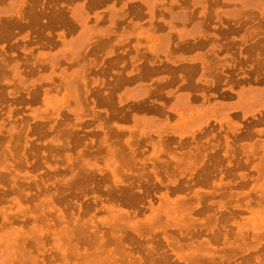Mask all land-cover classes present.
Returning a JSON list of instances; mask_svg holds the SVG:
<instances>
[{
    "label": "rangeland",
    "instance_id": "rangeland-1",
    "mask_svg": "<svg viewBox=\"0 0 264 264\" xmlns=\"http://www.w3.org/2000/svg\"><path fill=\"white\" fill-rule=\"evenodd\" d=\"M29 1L30 0H0V23L7 22L10 19L14 18L16 15L15 13H16V11H18V9L21 8V10L26 11V9H28V7H34L36 9H41V10H44L46 12H50L53 9L54 10L57 9L58 11L60 10L61 16L56 17V19L58 18L57 20L55 19V20L51 21L48 19L49 18L48 16H46V18H47L46 19L41 15L42 17L41 16L38 17L39 20H37V21L35 20L36 23H34V24L32 23V25L34 27L30 26L31 27L30 28L29 26L24 25L22 27H18L19 29H17V27H16V29L13 28L14 32L12 33V36H9V38L0 41V44L2 45L3 50H4L3 52L0 51V53H3L2 56L5 59L4 65L2 63H0L1 69H4V70L0 69L1 70L0 71V80H2L4 83V85H3L2 81L0 82V84H1L0 94L2 93L1 94L2 97L0 96V110H1L0 114H2L0 116V121H4V127L1 128L0 135L4 136V138L7 137L5 128H6V126H8V124L13 125V127L16 125L18 126L19 124H22L25 122L26 123L28 122V124H29L28 145L26 146V148H24V154H25L26 161L28 162V164H25V165L20 164V167H19V165H16L18 167V169L16 167V171L18 172L17 176H16L17 177L16 183L18 182L17 184L19 186L21 185L20 187L23 186L22 187L23 191H29V194H28L29 197L27 196L26 203L30 207H33V204L37 203L39 201V199L41 198V196L43 197V194L48 195L49 193H51L54 190V188L55 189L57 188V190H59V192H61L59 194V197H58L59 200L57 199L58 202H56V205L62 209L63 214L66 217L67 221L64 223L60 222V221L58 222V220L55 217L56 214L53 210H49V211L45 210L44 211V215H45L44 218L48 219L49 222H51V224L47 225V228L49 231L45 235H43L41 238L43 241L42 248L40 245H36L33 241H30L29 243L26 244V247H28V249H30L31 254H34L37 256L36 264H47V262H48V264H63V263L64 264H66V263L71 264L72 261H76V260L80 261L81 260L79 257L77 258V257L72 256L70 254L71 256H69V257L67 256L68 259L65 263L64 260L61 257H59V255H58L59 254L58 248L63 247L67 252H69V249H71L72 245L70 242H68V244H67L66 243L67 241H65V239H63V238L57 240L56 237L51 233V230H54L55 232L58 231L63 224L66 225V227H65L66 231L68 229H73V231H74L75 230L74 227L72 226L71 222L68 221L71 219L70 218L71 215H73V216L78 215L79 216L78 223L79 222L81 223L87 219L88 220L90 219V223L87 222L82 226H80V224L78 225L77 230H79L81 228L80 233L82 232V236L84 237V235H85L84 233H86L87 235H85V236L90 238V239L87 240L88 242L83 241V242L77 243V245H78L77 248L79 250H82V248L84 246L85 248H87L88 251L89 250L92 251L95 247H97V246L100 247L96 243V240H97L96 238L98 237V235L102 234V236L105 235L104 237L108 238L109 234L111 232L116 231L115 229H111V226H110L111 224H110V221L108 220L110 213L107 212L102 207V205L103 204H109L111 202H114V203L115 202H121L122 203L123 201L126 200L125 197H127L128 192H131L133 194L135 193L134 195L136 196V198H135L136 204L134 206L135 214H134V216L132 214H130L129 218L123 217L120 221L117 222V226H120V230H122L121 233L124 237L129 236V238H131V239H129V241L132 244L128 240L125 239L121 242V245H123L125 247L121 246V249H120V245H119L120 243H117L115 245L114 241H112L113 243L112 242H108V243L106 242V243H104L105 247L103 245H101V247H100L101 251H97L100 249L96 250V252L98 254L101 255V254L105 253L107 250L112 249L114 252H117L113 256L114 259L116 261H118V263L125 264V263H122L121 261H125L126 258L127 259L134 258L136 260L137 255L141 256V258H143V259H147L148 257H146L147 256L146 253L149 252L150 248L148 245H149V243H151L155 247V249H154L155 251L159 252L160 254L162 253V255H164V256L166 255L165 256L166 260L167 259L169 260V261L167 260L166 264H185L182 260L178 259L172 251H170L171 247H173L174 245L168 246L167 244H165L166 242L164 241L163 236H162L163 232H165L166 234H169L170 236L172 234V237H174V238L176 237V239H178V241L180 243V248H181L182 254H185L190 250L187 248V246H190V244H189L190 240H193V245H194V242L196 240H200V238H202V237H208L209 236L210 232L207 230L205 231L204 227L200 225V221H199V218H204L205 214H200V213H194L193 214L192 213L191 215L194 218V220L187 227H179V226L176 227L177 225L176 226L165 225V224H180L184 221V219H185L184 215H182V216L179 215V211H176L174 209L168 210L166 213H165V211H163L160 213V215L158 214L159 218H157V220L152 223V226L145 224V221L142 220L143 217L148 214V209H147L148 202H146V201L150 200L152 202V204L155 205L157 203V195L162 191L163 187L157 185V187L154 188L155 190L153 188H151L148 190L146 195L143 194L144 193L143 188L146 186V184H145L146 182L141 181L137 185V183H136V172L141 170L140 167H141L142 162H140L139 159L144 158V162L142 164V167H143L142 171L144 173H146L147 175L149 174L146 177V179H149L147 182L152 180L151 174L148 170V169H150L151 164L147 160V157H149V154L151 153L152 149H150L151 147L148 143V140H149V137L151 140H154L156 138V135L154 132H151L148 130H151L153 128H160V127H158L159 126L158 124H154V122H152V121L156 120V119L162 120L164 116L155 114V113L148 111L146 109L135 110L133 108L136 105L143 104L144 102L149 103L148 100H152V98H155V97L154 96L145 97L143 95V90H144L145 86L148 85L150 80L147 77L146 78L142 77V79L140 78L138 80V78H136L134 76L135 74L132 73L133 72L132 66H130V62L128 61V59L130 60L131 57L134 59L139 57L140 61H137V66H140V64H142L143 61L146 62L147 61L146 59L152 60V57H154V56L159 58L162 62L165 59V57L176 58V59L194 57L195 50L188 51V52L187 51H180L179 49L172 50L171 49L172 44L179 42V41L191 42L194 40H201V41L204 40L206 42L207 41L209 42L210 38H213V34L217 33V32L219 33L220 30H223L224 32L225 31L226 32L224 33L225 36H223L224 34L219 33V39L223 42H226V44L229 45L228 49L230 47H232V49L230 48V50L228 51V49L225 50L224 48L223 49L220 48L219 50H217L216 55L220 59L219 64L220 65L223 64L222 72L225 75H227V77L232 79L233 81H236L237 84H231V82H229V83L228 82H226V83L220 82L219 84H217V86H215V87L213 86L211 89H207V90L205 89L204 90L205 93H213L214 94V96H212V95H211V97L209 96L208 100H201L199 94L197 95L198 91H196V90L195 91L192 90L193 95H195L194 97H196V98L191 99L190 94H188V98L186 97V95H187L186 93L190 92L189 89H186V88L183 89L184 87H182L181 85H178V84H176V85H173V84L172 85H165V87H162L163 91H162L161 96L159 98H155L156 99L155 102L161 101L164 103V105L167 104V106H171L174 109V111L175 110L177 111V113L170 112V114L166 120L167 124H165V125L161 124V125H163L164 131H160L159 134L162 135L163 137L165 136L164 138H166V139H168L169 137L174 139V141L172 142L171 148H170L171 151L172 150L173 151H175V150L176 151H186L187 149H192L194 141H197V142H199V144H202L204 146L203 149L206 151V157L203 160L202 165H200L196 170H199L202 167H207L208 165L210 166V164L207 163V161L209 160L208 157L209 158L212 156L218 157V165L210 167V169H211L210 170V174H211L210 178L212 180L208 179V181H206L207 184L204 183L203 185L202 184L199 185L200 188H202L203 190H211L212 189V181L217 182L219 177H221V181L230 180V184L228 186H220L219 188H217L216 193H214L213 195L206 194L205 197H206V199H211L214 201H221L224 203V205L226 207L227 206L229 207V208L227 207L226 210L221 209L218 211L219 214L217 213V216H218V222L217 223L225 225L224 227H225L226 232H227V240H232L233 237L237 238L236 241L238 242V248H237L235 256L233 258L230 257V259L228 261H225L224 257L230 256L231 252H230V249H227L225 244H223L222 240L220 239V241L218 240L216 242H213V244H212L216 248L215 254H212V258H214L215 261L211 263L210 261L207 260V258H204L205 262L207 261V262H209V264H239L240 261L242 262L241 258H243L247 255L250 257V259L251 258L254 259L256 256H260L261 257V263L260 264H264V259H262V258H264V253H263L264 252V236H263L264 235V198H263V196H264V119H263L264 118V41H263L264 40V0H203L204 6H205V12H207V11L208 12L206 13L207 14L206 17H201L200 19H199L198 15H196V13H197V11L200 10L198 4H199V1H201V0H112V1L104 0V3L102 2V3L98 4L99 6L98 5L95 6L93 4L91 6L90 5L91 3H89L91 0H77V1H75V0H68V1L62 0L61 1L60 0V2L58 0H55V1L54 0H52V1L47 0L48 4H46V0H43V1L42 0H40V1L39 0H36V1L32 0L31 2H29ZM48 1L49 2L51 1V2L49 3ZM69 1H71V4H69ZM92 1H95V0H92ZM208 1H210L211 3H207ZM213 1H215V2H213ZM36 2H38L39 6H38V4L34 5V4H36ZM194 2H195V4H194ZM219 2H220V4H219ZM32 3H33V5H32ZM51 3L53 6L51 5ZM213 3H215V6ZM72 4H73V6H72ZM126 4H127V6H126ZM157 4H159V5H157ZM185 4H187V5H185ZM88 5H90V6H88ZM210 5H213V6L210 7ZM48 6H49V8H47V9L44 8V7H48ZM63 6L64 7L66 6L67 9H64ZM133 6L140 7L143 10L142 13H144L146 8L152 7L154 15L152 16V18H147V15L143 14L142 16L136 18L131 14V12H132L131 10H132ZM100 7H102V8H100ZM189 9L192 13L189 12ZM62 10H64V11H62ZM65 10H67V12L69 11L70 13L68 12L69 13L68 14ZM91 10L93 12H91ZM122 10H125L127 13L123 16H120ZM105 11H107V12H105ZM214 11L218 12L217 17H215ZM244 11H246V13H242ZM250 11H252V13ZM254 12H255V15H254ZM104 13H105V15H104ZM106 13H107V15H106ZM67 14H68V17L66 16ZM242 14H244V15H242ZM249 14H251V15H249ZM95 16H97V18H94ZM103 16H104V18H103ZM256 16H257V18H256ZM223 17H224V19L225 18L226 19L224 20ZM138 18H140V19L142 18V20H140ZM66 19L67 20L71 19V21H67ZM92 19H93V21H92ZM249 19H250V21H249ZM40 20H42V21H40ZM46 20H48V21H46ZM65 20H66V22L64 24ZM125 20H126V22L127 21L128 22L127 23L122 22ZM101 21L103 22V24L105 22V24L102 25ZM149 21H151L152 24L153 25L155 24V25L152 27L151 24L149 23ZM230 21H231V23H230ZM60 22H61V24H60ZM146 22H148V23H146ZM219 22L221 25L219 24ZM233 24H234V26H233ZM241 24L243 25V27ZM59 25H60V27H59ZM204 25L205 26L207 25V26L205 27ZM47 26H50L49 29L51 28V30H49ZM57 26L60 29H58ZM126 26H128L129 28L128 27L125 28ZM239 26H241L242 28ZM254 26L256 29L254 28ZM32 27L35 28V30ZM53 27H54V29H52ZM130 27H131V29H130ZM20 28H22V29H20ZM38 28H40V29H38ZM67 28H68V30H67ZM208 28H209V30H208ZM41 29H43L44 31ZM75 29L77 30V32ZM32 30L35 31V33ZM56 30H58V31H56ZM215 30L217 32H215ZM223 31H220V32H223ZM68 32H69V34H68ZM53 33L57 37H55V35ZM38 34H40V35H38ZM160 34L163 36H161ZM257 34H259V35H257ZM44 35H45V37H44ZM221 35L223 36V38L225 37L226 40L223 39ZM34 36H36V37H34ZM116 36H117V38H116ZM175 36H176V38H175ZM204 36H206V38ZM228 36H230V37H228ZM46 37H48V38L50 37V38L45 39ZM51 37H53V39H51ZM54 37L56 40L54 39ZM105 37H106V41L109 40L111 42L110 39L111 38L113 39L112 43H110L108 41L109 44L113 45L111 53L107 51V48L105 49V51H104V49H98V50L93 49L92 50V48L94 47V44L99 43L102 39H103L102 41H104ZM13 38H15V39H13ZM36 38H39V39H36ZM141 38H143V40ZM152 38H153V40H152ZM11 39H13V40H11ZM41 39H42V42H38V40H41ZM154 40H156L157 42H155ZM141 41H143V42H141ZM230 41H233L234 43L233 42L230 43ZM145 42H146V45H145ZM30 43H32V44H30ZM142 43H144V44H142ZM162 43H163V45H162ZM21 45H22V47H21ZM46 45H48V47ZM245 45H247V46H245ZM114 46H116V47H114ZM143 46H144V49L142 48ZM145 46H146V48H145ZM121 47H122V49H120ZM248 47L252 48V50L250 49L251 52L246 50V48H248ZM157 48H159V49H157ZM207 48H208V46L205 45L204 48L198 49V50L200 52H203V51L207 50ZM134 50H135V52H133ZM19 51H21V52H19ZM83 51H85V52H83ZM91 51L94 53L93 55H92ZM94 51H96V52H94ZM101 51L104 54L101 53ZM178 51H180V52H178ZM223 51H225V52H223ZM4 52H5V55H4ZM68 52H69V54H68ZM139 53H140V55H139ZM247 53H248V55H247ZM27 54H28V56H27ZM159 54H160V56H159ZM62 55H64L65 57H63ZM94 55H98V56L94 57ZM150 55H151V57H150ZM253 55L255 58L253 57ZM261 55H263V56H261ZM6 56H8V57H6ZM21 56L23 58H21ZM84 56H85V58H83ZM99 56L101 59L97 58V60H98L97 61L96 57H99ZM119 56H120V58H119ZM126 56H127V58H126ZM143 56H145L146 58ZM206 56L208 58H210L212 62L215 59V58L213 59L212 54L210 52L207 53ZM238 56H239V58H238ZM17 58H20V59H17ZM32 58H34V59H32ZM63 58H64V60H63ZM68 58H71V60H69ZM81 58H83V59L81 60ZM92 58L94 60H96V62H98V64L94 69L95 71L92 70L90 73L92 74L94 71L93 74H97L98 73L97 71H99L100 74L98 73L96 75V77L101 76L102 79L105 80V82L102 85H98L96 83H94V84L89 83V86H88V82H86L85 87L87 89H89L91 91V93L85 94L84 90L83 89L81 90L80 87H76V88L71 87L70 84L68 83L65 75L72 73L74 70H75V72H77L79 66H83V64L86 65V62ZM8 59H9V61H10V59H12V60L9 62ZM30 59H32V60H30ZM120 59H121V61H120ZM222 59H224V60H222ZM114 60H116L115 64H114ZM234 61H236V62H234ZM26 62L28 63L27 65H26ZM62 62H64V63L62 64ZM259 62H261V63H259ZM22 64H24V65H22ZM38 64H40V65H38ZM72 64H74L73 65L74 67L72 66ZM107 64H109V65H107ZM111 64H113V65H111ZM259 64H260V66H259ZM41 65H43V66H41ZM256 65H257V67H256ZM28 66L30 67V70H29ZM108 66H110V67H108ZM118 67L120 70H118ZM59 68H60V70H59ZM258 70L259 71L261 70V71L259 72ZM22 71H24V72H22ZM26 74L27 75L29 74V75L26 76ZM34 74L37 76H35ZM91 74L86 75V76H89L88 78H90V76L95 77L94 75H91ZM116 74L117 75L119 74L120 76H123L125 74L123 76V77L126 76L124 83L122 81H121V83L119 82L117 84L114 82H111L115 78ZM9 75L13 79L10 78ZM59 75L65 77V81L63 80L64 78L61 81V78L59 77ZM253 75H254V77H253ZM47 76H49L51 82H53L52 86H51L52 83H49L47 81ZM105 76L108 77V79ZM56 77L59 80H57ZM131 77H134V78H132V80H131V79H129ZM194 77H196V74L194 75ZM88 78L86 77V80H89ZM16 80H17V82H16ZM134 80H136V81H134ZM106 82H107V84L110 82L113 84L110 83L107 85ZM61 83H63V84H61ZM56 85H58V86H56ZM60 85H62V87L59 88ZM120 85H121V87H120ZM229 85L232 88V91H229L227 89ZM55 86L57 88L56 89L57 92L54 91V89H53V88H55ZM16 87L18 90L16 89ZM37 87H39V88L37 89ZM104 87H105V89H104ZM70 88H71V90H70ZM164 88H166V89H164ZM181 88H182V90H181ZM5 89H7V91L10 92L11 94H6L7 91ZM32 89L36 90V96L34 99H30L28 94H26V92H28L30 94L33 91ZM44 89H46V92H44ZM96 89L99 90L98 91L99 92V95H98L99 98L97 97V102L95 103L93 108H94V110H97L98 112L100 110L101 115L99 113V116H102V117H98V118H97V116L93 117L90 110H86V108L89 109V106L91 103H90V101H86V99H85L86 97L88 98V96L89 97H95L94 93H92V92H93V90L97 91ZM60 90H61V92H60ZM65 90L68 92H65ZM49 91H51V92H49ZM82 91H83V94L81 95ZM166 91H169V93H166ZM55 92H56V94H55ZM38 93H40V94L38 95ZM104 93H106L107 98L112 101L111 104L113 107L115 106L114 110H116V111H114V114L111 115L112 117L110 116L106 120L108 122L110 120L115 121L116 124H119L120 126H123V128H124V129L119 130V131H110V132L108 130L107 131L105 130V135L107 137V140H108V137H110L111 140L114 142L113 144L115 146H118L120 149H122L123 152L126 151L125 152L126 154L124 153L125 156H127V154H129V151H128L126 145H124L123 140L128 136H131V139L136 138V140H137V144H136V146H134L135 147V154L133 155V157L135 159L134 163H132L130 165V169H129L128 173H126V172L119 173V178L123 182L121 184H114L112 181V177L110 176V174H108V173H110L109 169L114 168V163L112 160L107 158L108 156L104 152L105 150H104L103 144H101L102 143L101 139L103 138V135H104V133H102L103 130L95 127V125L98 122L97 120H100L103 118L104 110L105 109L109 110V108L105 104L100 102L101 101L100 99H102V96H100V95H104ZM110 93H111V95H110ZM190 93H192V92H190ZM225 93L229 94V95L225 96V97L219 96V95H224ZM58 94H60V95H58ZM6 95L9 96V98L6 97ZM68 97L71 98V100ZM80 97H82V98H80ZM2 99H4V100H2ZM29 99H30V101H28ZM59 99L61 101H59ZM68 99H69V101H68ZM98 99H99V101H98ZM34 100H35V102H34ZM3 101H5V102H3ZM13 101H14V103H13ZM169 102H170V104H169ZM6 103H7V105H6ZM60 103H62V106ZM65 104H67V105H65ZM71 104H74L75 106L74 105L72 106ZM84 105H86V106H84ZM131 105H132V107H131ZM64 106H65V108H64ZM116 106L118 108H116ZM218 107H221V108L219 110H217ZM15 108H16V110H14ZM130 108H132L133 110L132 109L130 110ZM214 108H216V109H214ZM5 109L11 110L9 117L6 116L5 112L7 110H5ZM50 109H51V111H50ZM65 109H66V111H65ZM22 110H24V111H22ZM124 111H125V113H124ZM16 112H18V113H16ZM222 113H227V116L222 115ZM22 116L25 118H23ZM174 116H177V117H174ZM224 117L226 119H228L231 123H235V122L238 123L239 124L238 130H236V131L229 130L228 129V123L226 122V119ZM240 117H241V119H240ZM252 118H254V119H252ZM51 119L53 120V122ZM11 120H13V121H11ZM19 120H20V123H19ZM29 120H31V122ZM256 120H257V123H256ZM34 122H35V124H34ZM45 122H46V124H45ZM212 122H213V124H212ZM48 123H49V128H48ZM84 123H85V125H83ZM93 123H94V125H93ZM62 124H64V125H62ZM36 125H41L40 126V132H39V130L37 131V129L35 128ZM224 125H226V126H224ZM197 127H199V130H197L198 129ZM127 128H131L132 130L128 131ZM206 129H209V130H206ZM126 131H128V133ZM35 132H36V134H35ZM72 132H74V133H72ZM96 132H98V133H96ZM116 132L119 134L117 135ZM172 132L181 134V138L177 140V137ZM206 132H207V134H206ZM225 132H227V133H225ZM39 133H40V135H39ZM112 133H114V134H112ZM191 133L193 134L194 139H191V137H190ZM250 134H252V135L254 134V135L252 136ZM43 135H45V136L43 137ZM75 135H77V136L75 137ZM95 135H96V137H95ZM114 135H117V136H114ZM135 135H137V136H135ZM205 135H206V137H205ZM222 136H223V138H224V136L227 137L228 143L231 144V148H233L232 154H234V155H232V156H234V157L230 156L229 153L223 154L225 147H224V144H222V143H224ZM65 137H67V139H68V142H69L68 146L69 147H65V150H64L63 144H64V138ZM198 137L201 138L202 140L198 139ZM247 137H249V138H247ZM89 138L92 140L91 142H90ZM97 138H99V139H97ZM110 138L108 141H111ZM74 139L76 140L75 141L76 143H74V141H73ZM79 139H81V140H79ZM117 140H118V142H117ZM189 140H190V143H189ZM115 141H116V143H115ZM138 141H139V143H138ZM79 142H82L83 145ZM18 143H19V145H18ZM21 143H22L21 139L16 141V148H17V153H18V154L16 153L17 155H19V152L22 148ZM256 143H257V145H256ZM40 144H42L44 147ZM52 144H54V145H52ZM80 144H81V146H77ZM90 144H91V146H90ZM249 144H252L251 149H249ZM75 146H77V147H75ZM242 146H244V148ZM45 148H46V150H45ZM66 148L68 151L66 150ZM69 148H70V150H69ZM91 148H93V149H91ZM137 148H139V149H137ZM51 149H53V150L51 151ZM62 150H64V151L62 152ZM247 150H249V152H251V153H249ZM99 152H101V153H99ZM57 153L59 156H57ZM33 154H35L36 157ZM84 154H85V156H84ZM257 155H258V157H257ZM162 156H164V157H162ZM238 156H239V158H238ZM66 158H67V160H66ZM159 158H160V160H168V157L165 155V153H160ZM228 158L230 159L229 163L227 162L229 160ZM0 159H2V158L0 157ZM58 159H59V161H58ZM124 159H125V157H124ZM206 159H207V161H206ZM39 160H40V162H39ZM48 160H50V161H48ZM52 160H54L55 162ZM62 160H63V162H62ZM64 160L66 161L65 163H64ZM34 161H35V163H34ZM103 161H105V162H103ZM239 161H240V163H239ZM73 163H74V165H73ZM47 164L50 166H54L55 168L54 169L48 168ZM169 164H168V169H171V165H173V163L170 161ZM244 164L246 165V167ZM250 164H251V166H250ZM41 165H42V168L40 169ZM158 165H159V167L161 166L160 167V169H161L162 165L160 163ZM238 165H239V167H238ZM68 166H70V167L68 168ZM209 166L207 168H209ZM243 166H244V168H243ZM23 167H24V169H23ZM224 167H225V169H224ZM36 168L38 171L36 170ZM80 169L81 170L83 169V170L81 171ZM22 170H23V172L27 171V173L24 175ZM66 170H67V172H66ZM173 170H172V176L169 175V177L170 178L174 177V178H176V183H178V184L184 183L187 186V188H191L192 191L190 189H187V188L184 189V191L186 193L185 194L186 197L189 200H192V198H191L192 192H193L192 187L195 189L197 186L196 182L195 181L193 182V180H195V178H196V174L194 173L191 177H187V175H185L187 177V180H186L185 176H179L178 175L175 168H173ZM221 170H223V171H221ZM54 171H56V173ZM229 171H231L232 173ZM52 172H54V173H52ZM50 173H52V174H50ZM82 173H84V174L82 175ZM87 173L89 175H87ZM7 174H5V178L2 179L3 181L2 180L0 181V182H3L6 187H8L9 183H10V179L8 178L9 173H7ZM90 174H91L92 178L90 177ZM95 174H96V176H95ZM131 174H133V176ZM228 174L229 175L231 174V175L229 176ZM232 174H233V176H232ZM85 175H87L89 177V180L86 178L87 176H85ZM217 175H218V177H217ZM97 176H98V178H97ZM77 177H78V179H77ZM161 178H162L163 182L167 181L164 176ZM73 179L75 181L74 183H73ZM90 180L92 181V183ZM95 180H97V181L99 180V181L97 182ZM185 180H186V182H185ZM32 181H33V183H32ZM40 181H42L44 183V185H42V183ZM49 182L51 185L49 184ZM59 182L61 184H58ZM34 183H37L40 185V186L38 185L39 186V189L37 190L38 192L35 189L36 187H35ZM77 183H78V185H77ZM241 183H243V184H241ZM83 184H85V187ZM86 184H88V185H86ZM97 184H98V186H97ZM70 185H71V187H70ZM189 185H190V187H189ZM33 186H34V188H33ZM236 186H238V187H236ZM29 187H30V189H29ZM65 187H66V190L63 189ZM234 187H235V189H234ZM239 187H241V188H239ZM251 187H253L254 189H251ZM27 188H28V190H27ZM91 188L93 190H91ZM127 188H129V189H127ZM134 188H136V189H134ZM67 189H68V191H67ZM85 189L88 192H85ZM110 190H111V192H110ZM150 190H151V192H150ZM229 190L230 191H238V192H241L242 194L238 198H236V199L234 198L235 200H233V197H229V196L226 199V196L228 195ZM184 191H183V193H184ZM98 192L101 194H98ZM138 192H139V194H138ZM224 192L225 193L227 192L226 193L227 195ZM245 192H246L247 196L245 194H243ZM36 193H37V195H36ZM80 193L83 196H81ZM102 193H103V195H102ZM108 193L109 194L112 193V194L109 195ZM148 193H149V195H148ZM152 193H153V195H152ZM221 193H222V195L225 194V195H223V198H222ZM10 194L11 193L9 192V193H7L8 196L6 195V197H8V199L14 193H12L11 195ZM34 194H35V196H34ZM76 194H78V195H76ZM174 194L175 193H173V194L170 193L169 196L174 197ZM60 195H62L61 196L62 199L60 198ZM144 195H145V197H144ZM255 196H256V198H254ZM77 198H79V199H77ZM112 198H113V200H112ZM240 198H243V200ZM89 199H91V200H89ZM246 199L248 200V206L252 209V211L244 209V208L241 209V211L239 210L238 212H240V214L238 216H236V217H238V218H236V221L238 223V225L236 226L235 224H233L231 222L232 221L231 217L228 215L227 211L232 210L231 205L234 204L235 202L242 204L243 201ZM62 200H64V202ZM65 201H67V202H65ZM75 202H76V204H75ZM137 202H139V203L137 204ZM6 203H9V202L7 201V202L2 203V204L6 205ZM22 203L25 204L24 202H22ZM77 204L80 205V209L78 208ZM90 204H91V207H90ZM139 204H140V206H139ZM69 205H70V207L71 206L72 207L69 208ZM11 208L13 209L14 205H12ZM84 208H86L85 211H84ZM212 208H213V205H212ZM212 208H210L209 211L212 212L213 211ZM33 210H35V209H33ZM33 210L31 208V210H30L31 214H33V215L36 214L38 216L39 212L36 210L35 211H33ZM170 211H172V212H170ZM12 213H16V215H18L20 217L17 218V219H19L17 222H12L10 224V226L7 223V224H5V226L0 228V264H20L19 263L20 262L19 257H17L16 254H14L15 256L11 255V251H13L14 249H16V247L19 246L20 240L17 239L15 241H13L11 236L9 234H7V231L9 230L8 228L9 227H16V226L20 225L21 230H25L26 232H28V231H30L29 228H30V225L32 222L36 223V224H38V223L41 224L42 221L40 222V220L43 219V218H40V219L36 218L33 221L31 218V215L28 212L23 219L21 218L20 213H18L16 211H13ZM88 213H89V215H88ZM222 214H223V217H222ZM8 215L12 216L13 214H8ZM226 215H227V217H226ZM133 217H134V219H133ZM219 217H221V219H219ZM135 219L139 220L138 230H140L141 233L149 232V234L152 236V239H149V240L143 239V238L137 239V237H135V234L132 233V226H134V220ZM161 219H163V220H161ZM21 220H23V221H21ZM95 221H97V222H95ZM157 221L158 222L160 221V222L158 223ZM61 223H62V225H61ZM226 223H228V225ZM196 224H197V226H196ZM94 225H95V227H94ZM122 225L125 226V229ZM86 226H88V228H86ZM228 226H229V228H228ZM57 227H58V229H56ZM100 228H104V229H100ZM106 228H108V229H106ZM89 229H91V230L89 231ZM100 230L102 231V233H100ZM124 230H125V232H124ZM184 230L187 232L190 231V236L185 237V235H180L179 231H184ZM229 230L230 231L232 230L233 234ZM238 230L240 232L241 237L237 236V234H236V231H238ZM250 230H251V232H250ZM197 231H199V232H197ZM220 231H223V229H221ZM229 232L231 234H229ZM30 234H32V237H34L36 232L32 231ZM177 234L180 237L177 236ZM197 235H198V237H197ZM231 236H233V237H231ZM154 237L156 238V240ZM45 238H47V239H45ZM191 238H193V239H191ZM247 238H249L250 241ZM51 240H52V242H51ZM240 240H241V242H240ZM152 241H155V242H152ZM63 242H64V244H63ZM133 242H135V243H133ZM87 243H89V244H87ZM122 243H124L125 245ZM106 244H108V245H106ZM135 244H137V245H135ZM34 245H36V247ZM117 246H119V247H117ZM128 247H129V249H128ZM135 247H136L137 251H135L136 250ZM177 247L178 246H176L174 248V250L177 249ZM221 247H223V248H221ZM37 248L40 250L41 249L44 250L42 253V256L39 255V253L37 252V250H36ZM117 248L120 250L118 251ZM195 248H198L199 250H201V253L204 251V248L201 245H199L198 247H195ZM246 248H248L247 251H246ZM130 249H131V251H130ZM127 250L129 252H131V255H133L132 257L127 255V253H126V252H128ZM154 250L150 251V252H153V254H155ZM143 251H144V253H143ZM45 252H46V254H45ZM118 252H120L121 254ZM135 252H136V254H135ZM225 252H226V254H225ZM252 253H253V256H252ZM119 254L121 256H119ZM218 255H222L223 258L219 259ZM49 257H51V258H49ZM40 258H42L43 263L40 262ZM69 258H70V260H69ZM75 258H77V259H75ZM118 258H119V260H118ZM170 259H172L173 262L170 261ZM21 260H23V262H27V264L29 262V260H27V259H25V260L21 259ZM95 261L97 262V259L94 258V262ZM144 263H146V262H144ZM254 263H255V260H254ZM160 264H163V263H160Z\"/></svg>",
    "mask_w": 264,
    "mask_h": 264
},
{
    "label": "bare ground",
    "instance_id": "bare-ground-1",
    "mask_svg": "<svg viewBox=\"0 0 264 264\" xmlns=\"http://www.w3.org/2000/svg\"><path fill=\"white\" fill-rule=\"evenodd\" d=\"M32 0H30L29 2H31ZM36 1V0H35ZM40 1V0H39ZM43 1V0H42ZM52 1V0H51ZM50 1V2H51ZM55 1V0H54ZM59 2H60V0H58ZM62 1V0H61ZM65 1H68V0H65ZM75 1H77V0H75ZM74 1V2H75ZM110 1H112V0H110ZM3 2V1H2ZM1 2V3H2ZM49 2V1H48ZM49 2V3H50ZM57 2V1H56ZM58 2V3H59ZM89 2V1H88ZM104 3V0H95V1H90L89 3H91L90 5L92 6V4L93 5H98V4H100V3ZM182 2V1H181ZM190 2V1H189ZM213 2H215V1H213ZM35 3V2H34ZM42 3V2H41ZM68 3V2H67ZM109 3V2H108ZM183 3V2H182ZM207 3H211L210 1H208ZM218 3V2H217ZM38 4V2H36V4H34V5H37ZM46 4H48L47 3V0H46ZM69 4H71V1H69ZM194 4H195V2H194ZM214 4V6H215V3H213ZM219 4H220V2H219ZM28 5V4H27ZM32 5H33V3H32ZM51 5H52V3H51ZM90 5H88V6H90ZM106 5V4H105ZM125 5V4H124ZM144 5V4H143ZM157 5H159V4H157ZM175 5V4H174ZM184 5V4H183ZM185 5H187V4H185ZM228 5V4H227ZM38 6H39V4H38ZM41 6V5H40ZM46 6V5H45ZM53 6V5H52ZM58 6V5H57ZM72 6H73V4H72ZM87 6V7H88ZM99 6V5H98ZM126 6H127V4H126ZM161 6V5H160ZM159 6V7H160ZM179 6V5H178ZM177 6V7H178ZM189 6V5H188ZM198 6H199V11H197V13H196V15H198V17H199V19L201 18V17H206V13L208 12H205V6H204V1L203 0H201V1H199V4H198ZM213 5H210V7H212ZM223 6V5H222ZM230 6V5H229ZM232 6V5H231ZM51 7V6H50ZM56 7V6H55ZM59 7V6H58ZM64 7V6H63ZM260 7V6H259ZM41 8V7H40ZM44 8H49V6L48 7H44ZM91 8V7H90ZM100 8H102V7H100ZM130 8V7H129ZM157 8V7H156ZM171 8V7H170ZM180 8V7H179ZM188 8V7H187ZM64 9H67V7L65 6L64 7ZM70 9V8H69ZM172 9V8H171ZM195 9V8H194ZM193 9V10H194ZM197 9V8H196ZM208 9V8H207ZM49 10V9H48ZM89 10V9H88ZM129 10V9H128ZM192 10V11H193ZM198 10V9H197ZM211 10V9H210ZM62 11H64V10H62ZM66 12H67V10H65ZM132 12H131V14L134 16V17H140V16H142L143 14H146L147 15V18H152V16L154 15V12H153V9H152V7L151 8H146L145 9V11H144V13H142V9L140 8V7H138V6H133V8H132V10H131ZM69 12V11H68ZM67 12V13H68ZM91 12H93L92 10H91ZM90 12V13H91ZM105 12H107V11H105ZM189 12L190 13H192L191 11H190V9H189ZM195 12V11H194ZM211 12V11H210ZM213 12V11H212ZM251 13H252V11H250ZM257 12V11H256ZM61 12H60V10L58 11L57 9L56 10H51L50 12H46V11H44V10H41V9H36V8H34V7H28V9H26V11H23V10H21V8L20 9H18V11H16V15H15V17L14 18H12V19H10L9 21H7V22H4V23H0V41H2V40H4V39H7V38H9V36H12V33L14 32L13 31V28H15L16 29V27H17V29H19L18 27H22V26H33L32 25V23L34 24V23H36L35 22V20L37 21V20H39V16H43L44 18H46V16H48L49 18V20H51V21H53V20H55L56 19V17H60L61 16V14H60ZM63 13V12H62ZM70 13V12H69ZM68 13V14H69ZM127 12L125 11V10H122V12H121V15L120 16H123V15H125ZM129 13V12H128ZM214 13H215V17H217L218 16V12L217 11H214ZM242 13H246V11H244V12H242ZM68 14L66 15L67 17H68ZM92 14V13H91ZM104 15H105V13H104ZM106 15H107V13H106ZM192 15V14H191ZM213 15V14H212ZM242 15H244V14H242ZM241 15V16H242ZM247 15V14H246ZM249 15H251V14H249ZM254 15H255V12H254ZM41 16V17H42ZM65 16V15H64ZM130 16V15H129ZM10 17V16H9ZM163 17V16H162ZM214 17V18H215ZM255 17V16H254ZM259 17V16H258ZM8 18V17H7ZM62 18V17H61ZM71 18V17H70ZM94 18H97V16H95ZM103 18H104V16H103ZM128 18V17H127ZM135 18V19H136ZM242 18V17H241ZM256 18H257V16H256ZM41 19V18H40ZM47 19V18H46ZM58 19V18H57ZM56 19V20H57ZM64 19V18H63ZM126 19V18H125ZM138 19H140V18H138ZM204 19V18H203ZM223 19H224V17H223ZM226 19V18H225ZM224 19V20H225ZM248 19V18H247ZM67 20V19H66ZM66 20L64 21V24H65V22H66ZM109 20V19H108ZM127 20V19H126ZM126 20L125 21H122V22H125V23H127L126 22ZM140 20H142V18L140 19ZM197 20V19H196ZM223 20V21H224ZM241 20V19H240ZM244 20V19H243ZM40 21H42V20H40ZM46 21H48V20H46ZM67 21H71V19L70 20H67ZM74 21V20H73ZM92 21H93V19H92ZM105 21V20H104ZM107 21V20H106ZM120 21V20H119ZM202 21V20H201ZM247 21V20H246ZM249 21H250V19H249ZM248 21V22H249ZM254 21V20H253ZM102 22V21H101ZM108 22V21H107ZM208 22V21H207ZM225 22V21H224ZM237 22V21H236ZM244 22V21H243ZM38 23V22H37ZM58 23V22H57ZM73 23V22H72ZM81 23V22H80ZM121 23V22H120ZM131 23V22H130ZM146 23H148V22H146ZM149 23L151 24V26L153 27L154 25L152 24V22L151 21H149ZM164 23V22H163ZM202 23V22H201ZM227 23V22H226ZM225 23V24H226ZM230 23H231V21H230ZM229 23V24H230ZM246 23V22H245ZM250 23V22H249ZM60 24H61V22H60ZM101 24V23H100ZM99 24V25H100ZM104 24H105V22H104ZM103 24V22H102V25H104ZM117 24V23H116ZM133 24V23H132ZM161 24V23H160ZM192 24V23H191ZM213 24V23H212ZM219 24H220V22H219ZM243 24V23H242ZM241 24V25H242ZM248 24V23H247ZM63 25V24H62ZM61 25V26H62ZM67 25V24H66ZM147 25V24H146ZM208 25V24H207ZM206 25V26H207ZM211 25V24H210ZM221 25V24H220ZM228 25V24H227ZM42 26V25H41ZM70 26V25H69ZM129 26V25H128ZM128 26H126L125 28H127ZM168 26V25H167ZM205 26V25H204ZM205 26V27H206ZM233 26H234V24H233ZM246 26V25H245ZM34 27V26H33ZM32 27V28H33ZM48 27V29H49V27L50 26H47ZM55 27V26H54ZM54 27L52 28V29H54ZM59 27H60V25H59ZM66 27V26H65ZM121 27V26H120ZM189 27V26H188ZM221 27V26H220ZM239 27H241V26H239ZM242 27H243V25H242ZM241 27V28H242ZM24 28V27H23ZM31 28V27H30ZM43 28V27H42ZM57 28H58V26H57ZM72 28V27H71ZM75 28V27H74ZM80 28V27H79ZM129 28V27H128ZM140 28V27H139ZM211 28V27H210ZM218 28V27H217ZM228 28V27H227ZM254 28H255V26H254ZM14 29V30H15ZM20 29H22V28H20ZM34 30H35V28H33ZM38 29H40V28H38ZM58 29H60V28H58ZM117 29V28H116ZM130 29H131V27H130ZM155 29V28H154ZM237 29V28H236ZM247 29V28H246ZM256 29V28H255ZM24 30V29H23ZM41 30H43V29H41ZM47 30V29H46ZM45 30V31H46ZM49 30H51V28L49 29ZM67 30H68V28H67ZM76 30V29H75ZM208 30H209V28H208ZM220 30V29H219ZM238 30V29H237ZM242 30V29H241ZM20 31V30H19ZM33 31V30H32ZM44 31V30H43ZM54 31V30H53ZM52 31V32H53ZM56 31H58V30H56ZM66 31V30H65ZM137 31V30H136ZM162 31V30H161ZM220 31H223V30H220ZM219 31V33H221V34H224L225 32L223 31V32H220ZM243 31V30H242ZM260 31V30H259ZM263 31V30H262ZM23 32V31H22ZM21 32V33H22ZM34 33H35V31H33ZM76 32H77V30H76ZM120 32V31H119ZM215 32H217L216 30H215ZM38 33V32H37ZM219 33L217 32V33H214L213 34V38H210V40H209V42L207 41H201V40H194V41H191V42H189V41H185V42H182V41H179V42H176V43H174V44H172V46H171V49L172 50H176V49H179L180 51H192V50H195V55H194V57H189V58H180V59H176V58H168V57H165V59L163 60V62L159 59V58H157L156 56H154V57H152V60H148V59H146L147 61L146 62H144L143 61V63L142 64H140V66H137V61H140V58L138 57V58H136V59H134V58H130V60L128 59V61L130 62V66H132V73H134L135 75V77L136 78H138V80L141 78L142 79V77L143 78H148L149 80H150V82L148 83V85L147 86H145V88H144V90H143V95L145 96V97H150V96H154L155 98H159L160 96H161V94H162V91H163V89H162V87H165V85H176V84H178V85H181L182 87H184L183 89H189L190 90V92H192V93H190V92H187L186 94V97L188 98V94H190V98L192 99V98H196V97H194L195 95H193V91H198L197 92V95L199 94V96H200V98H201V100H208L209 99V96L211 97V95L212 96H214V94L213 93H205L204 92V90L206 89H211L213 86L215 87V86H217V84H219L220 82H231V84H237V82L236 81H233L232 79H230L229 77H227V75H225L223 72H222V70H223V64H219V57L216 55V52H217V50H219L220 48H224L225 50H227L228 49V47H229V45L228 44H226V42H223V41H221L220 39H219ZM238 33V32H237ZM19 34V33H18ZM33 34V33H32ZM54 34V33H53ZM68 34H69V32H68ZM75 34V33H74ZM73 34V35H74ZM255 34V33H254ZM262 34V33H261ZM260 34V35H261ZM16 35V34H15ZM38 35H40V34H38ZM42 35V34H41ZM55 35V34H54ZM66 35V34H65ZM161 35V34H160ZM176 35V34H175ZM257 35H259V34H257ZM31 36V35H30ZM53 36V35H52ZM119 36V35H118ZM149 36V35H148ZM161 36H163V35H161ZM222 36V35H221ZM223 36H225V34L223 35ZM223 36H222V38H223ZM231 36V35H230ZM230 36H228V37H230ZM239 36V35H238ZM16 37V36H15ZM34 37H36V36H34ZM43 37V36H42ZM44 37H45V35H44ZM55 37H57L56 35H55ZM55 37H54V39H55ZM113 37V36H112ZM150 37V36H149ZM201 37V36H200ZM205 38H206V36H204ZM227 37V36H226ZM248 37V36H247ZM256 37V36H255ZM32 38V37H31ZM50 38V37H49ZM48 37H46L45 39H49ZM114 38V37H113ZM116 38H117V36H116ZM135 38V37H134ZM155 38V37H154ZM163 38V37H162ZM175 38H176V36H175ZM254 38V37H253ZM13 39H15V38H13ZM13 39H11V40H13ZM36 39H39V38H36ZM43 39V38H42ZM42 39L41 40H38V42H42ZM51 39H53V37H51ZM102 39V38H101ZM100 39V40H101ZM133 39V38H132ZM142 40H143V38H141ZM146 39V38H145ZM148 39V38H147ZM156 39V38H155ZM165 39V38H164ZM174 39V38H173ZM223 39H225V37L223 38ZM228 39V38H227ZM56 40V39H55ZM59 40V39H58ZM99 40V41H100ZM103 40V39H102ZM101 40V41H102ZM111 40V42L110 43H112V41H113V39L111 38L110 39ZM136 40V39H135ZM152 40H153V38H152ZM193 40V39H192ZM226 40V39H225ZM263 40V39H262ZM7 41V40H6ZM9 41V40H8ZM27 41V40H26ZM46 41V40H45ZM51 41V40H50ZM49 41V42H50ZM53 41V40H52ZM99 42V43H97V44H94V47L92 48V50L94 49H96V50H98V49H104V51H105V49L107 48V51L108 52H110L111 53V51H112V44H109L108 43V41H106V37H105V40L104 41H102V42ZM145 41V40H144ZM155 42H157L156 40H154ZM175 41V40H174ZM255 41V40H254ZM264 41V40H263ZM12 42V41H11ZM22 42V41H21ZM130 42V41H129ZM141 42H143V41H141ZM147 42V41H146ZM146 42H145V45H146ZM163 42V41H162ZM229 42V41H228ZM233 41H230V43H232ZM243 42V41H242ZM9 43V42H8ZM16 43V42H15ZM33 43V42H32ZM32 43H30V44H32ZM36 43V42H35ZM44 43V42H43ZM42 43V44H43ZM48 43V42H47ZM46 43V44H47ZM60 43V42H59ZM95 43V42H94ZM131 43V42H130ZM154 43V42H153ZM234 43V42H233ZM10 44V43H9ZM21 44V43H20ZM19 44V45H20ZM50 44V43H49ZM54 44V43H53ZM128 44V43H127ZM142 44H144V43H142ZM158 44V43H157ZM165 44V43H164ZM238 44V43H237ZM27 45V44H26ZM125 45V44H124ZM162 45H163V43H162ZM205 45H207L208 46V48H207V50H205V51H203V52H200L198 49H202V48H204V46ZM17 46V45H16ZM32 46V45H31ZM40 46V45H39ZM45 46V45H44ZM47 47H48V45H46ZM57 46V45H56ZM59 46V45H58ZM117 46V45H116ZM116 46H114V47H116ZM121 46V45H120ZM127 46V45H126ZM156 46V45H155ZM233 46V45H232ZM242 46V45H241ZM245 46H247V45H245ZM250 46V45H249ZM252 46V45H251ZM14 47V46H13ZM21 47H22V45H21ZM123 47V46H122ZM122 47L120 48V49H122ZM132 47V46H131ZM234 47V46H233ZM15 48V47H14ZM45 48V47H44ZM118 48V47H117ZM124 48V47H123ZM133 48V47H132ZM143 49H144V46L142 47ZM141 48V49H142ZM145 48H146V46H145ZM154 48V47H153ZM206 48V47H205ZM231 49H232V47H230ZM230 48L228 49V51L230 50ZM49 49V48H48ZM115 49V48H114ZM140 49V50H141ZM151 49V48H150ZM157 49H159V48H157ZM236 49V48H235ZM250 49L252 50V48H246V50L247 51H250ZM19 50V49H18ZM21 50V49H20ZM37 50V49H36ZM46 50V49H45ZM239 50V49H238ZM0 51L1 52H3L4 50H3V47H2V45L0 44ZM22 51V50H21ZM21 51H19V52H21ZM70 51V50H69ZM100 51V50H99ZM115 51V50H114ZM147 51V50H146ZM180 51H178V52H180ZM18 52V53H19ZM83 52H85V51H83ZM94 52H96V51H94ZM132 52V51H131ZM133 52H135V50L133 51ZM177 52V53H178ZM211 53L212 54V57H213V62L211 61V59L210 58H208L207 56H206V54L207 53ZM223 52H225V51H223ZM231 52V51H230ZM251 52V51H250ZM82 53V52H81ZM91 53H92V55L94 54L92 51H91ZM98 53V52H97ZM96 53V54H97ZM101 53H103L102 51H101ZM145 53V52H144ZM184 53V52H183ZM222 53V52H221ZM239 53V52H238ZM237 53V54H238ZM68 54H69V52H68ZM99 54V53H98ZM104 54V53H103ZM121 54V53H120ZM192 54V53H191ZM233 54V53H232ZM257 54V53H256ZM255 54V55H256ZM261 54V53H260ZM3 53H0V63H2L3 65L5 64V59L3 58ZM4 55H5V52H4ZM20 55V54H19ZM118 55V54H117ZM122 55V54H121ZM126 55V54H125ZM139 55H140V53H139ZM146 55V54H145ZM247 55H248V53H247ZM27 56H28V54H27ZM63 57H65L64 55H62ZM89 56V55H88ZM95 56H98V55H94V57ZM123 56V55H122ZM159 56H160V54H159ZM261 56H263V55H261ZM6 57H8V56H6ZM112 57V56H111ZM143 57H145V56H143ZM149 57V56H148ZM150 57H151V55H150ZM211 57V56H210ZM253 57H254V55H253ZM10 58V57H9ZM15 58V57H14ZM13 58V59H14ZM21 58H23L22 56H21ZM25 58V57H24ZM30 58V57H29ZM76 58V57H75ZM83 58H85V56L83 57ZM83 58H81V60L83 59ZM87 58V57H86ZM97 58H99V59H101L100 58V56L99 57H96V60H97ZM119 58H120V56H119ZM126 58H127V56H126ZM129 58V57H128ZM142 58V57H141ZM146 58V57H145ZM238 58H239V56H238ZM255 58V57H254ZM17 59H20V58H17ZM32 59H34V58H32ZM32 59H30V60H32ZM37 59V58H36ZM69 60H71V58H68ZM88 59V58H87ZM86 59V60H87ZM249 59V58H248ZM7 60V59H6ZM12 59H10V61H11ZM26 60V59H25ZM63 60H64V58H63ZM80 60V59H79ZM85 60V59H84ZM96 60H94L93 58L92 59H90V60H88L87 62H86V65H84L83 64V66H79L78 67V71L77 72H75V70L72 72V73H70V74H67V75H65L66 76V78H67V81H68V83L70 84V86L71 87H73V88H76V87H80V89L82 90H84V92H85V94H89V93H91V91L89 90V89H87L86 87H85V85H86V82H88V86H89V83L90 84H94V83H96V84H98V85H102L104 82H105V80L104 79H102V77L100 76V77H96V75L99 73V71H97L98 73L97 74H93L94 73V69H95V67L97 66V64H98V62H96ZM222 60H224V59H222ZM234 60V59H233ZM255 60V59H254ZM8 61H9V59H8ZM9 61V62H10ZM29 61V60H28ZM98 61V60H97ZM101 61V60H100ZM99 61V62H100ZM115 61L116 60H114V64H115ZM120 61H121V59H120ZM247 61V60H246ZM245 61V62H246ZM261 61V60H260ZM66 62V61H65ZM81 62V61H80ZM107 62V61H106ZM110 62V61H109ZM118 62V61H117ZM234 62H236V61H234ZM233 62V63H234ZM250 62V61H249ZM255 62V61H254ZM257 62V61H256ZM12 63V62H11ZM32 63V62H31ZM64 62H62V64H63ZM259 63H261V62H259ZM28 63L26 62V65H27ZM48 64V63H47ZM69 64V63H68ZM232 64V63H231ZM1 65V64H0ZM22 65H24V64H22ZM38 65H40V64H38ZM49 65V64H48ZM74 64H72V66H73ZM107 65H109V64H107ZM111 65H113V64H111ZM110 65V66H111ZM127 65V64H126ZM33 66V65H32ZM41 66H43V65H41ZM71 66V65H70ZM71 66V67H72ZM110 66H108V67H110ZM115 66V65H114ZM247 66V65H246ZM259 66H260V64H259ZM21 67V66H20ZM23 67V66H22ZM26 67V66H25ZM29 67V66H28ZM49 67V66H48ZM74 67V66H73ZM101 67V66H100ZM125 67V66H124ZM129 67V66H128ZM228 67V66H227ZM242 67V66H241ZM256 67H257V65H256ZM34 68V67H33ZM36 68V67H35ZM43 68V67H42ZM41 68V69H42ZM102 68V67H101ZM127 68V67H126ZM238 68V67H237ZM0 69H1V67H0ZM27 69V68H26ZM32 69V68H31ZM70 69V68H69ZM110 69V68H109ZM122 69V68H121ZM254 69V68H253ZM259 69V68H258ZM1 70H4V69H1ZM0 70V71H1ZM7 70V69H6ZM5 70V71H6ZM11 70V69H10ZM29 70H30V67H29ZM36 70V69H35ZM34 70V71H35ZM49 70V69H48ZM59 70H60V68H59ZM92 70H94L93 71V73L91 74L90 72L92 71ZM118 70H120L119 69V67H118ZM123 70V69H122ZM127 70V69H126ZM252 70V69H251ZM250 70V71H251ZM255 70V69H254ZM26 71V70H25ZM33 71V72H34ZM44 71V70H43ZM108 71V70H107ZM110 71V70H109ZM125 71V70H124ZM123 71V72H124ZM259 71V70H258ZM261 71V70H260ZM259 71V72H260ZM7 72V71H6ZM12 72V71H11ZM22 72H24V71H22ZM29 72V71H28ZM32 72V71H31ZM37 72V71H36ZM42 72V71H41ZM54 72V71H53ZM106 72V71H105ZM111 72V71H110ZM9 73V72H8ZM30 73V72H29ZM103 73V72H102ZM108 73V72H107ZM112 73V72H111ZM110 73V74H111ZM125 73V72H124ZM226 73V72H225ZM236 73V72H235ZM253 73V72H252ZM2 74V73H1ZM11 74V73H10ZM24 74V73H23ZM38 74V73H37ZM63 74V73H62ZM94 75L95 77H91L90 76V78H88L89 76H86V75ZM100 74V73H99ZM113 74V73H112ZM196 74V77H194V75ZM237 74V73H236ZM255 74V73H254ZM259 74V73H258ZM262 74V73H261ZM12 75V74H11ZM29 75V74H28ZM27 74H26V76H28ZM35 75V74H34ZM45 75V74H44ZM64 75V74H63ZM102 75V74H101ZM125 75V74H124ZM123 75V76H124ZM35 76H37V75H35ZM123 76H120L119 74L117 75H115V78L113 79V81H111V82H114V83H121V81L124 83V80H125V77H123ZM261 76V75H260ZM9 77H10V75H9ZM55 77V76H54ZM59 77L61 78V81H62V79L65 81V77H63V76H61V75H59ZM86 77L89 79V80H86ZM106 77V76H105ZM240 77V76H239ZM253 77H254V75H253ZM263 77V76H262ZM10 78H12V77H10ZM57 78V77H56ZM107 79H108V77H106ZM132 78H134V77H131V78H129V79H131L132 80ZM135 78V79H136ZM13 79V78H12ZM4 80V79H3ZM33 80V79H32ZM40 80V79H39ZM57 80H59L58 78H57ZM2 80H0V82H1ZM29 81V80H28ZM47 81L49 82V83H52L51 84V86L53 85V82H51V80H50V78H49V76H47ZM110 81V80H109ZM134 81H136V80H134ZM255 81V80H254ZM16 82H17V80H16ZM15 82V83H16ZM44 82V81H43ZM58 82V81H57ZM110 82V83H111ZM128 82V81H127ZM2 83H3V81H2ZM110 83H108V84H110ZM126 83V82H125ZM224 83V84H225ZM18 84V83H17ZM44 84V83H43ZM60 84V83H59ZM58 84V85H59ZM61 84H63V83H61ZM106 84H107V82H106ZM107 84V85H108ZM111 84H113V83H111ZM230 84V85H231ZM258 84V83H257ZM3 85H4V83H3ZM6 85V84H5ZM16 85V84H15ZM55 85V84H54ZM58 85H56V86H58ZM125 85V84H124ZM230 85L228 86V90L229 91H232V88L230 87ZM252 85V84H251ZM0 86H1V84H0ZM11 86V85H10ZM30 86V85H29ZM32 86V85H31ZM56 86H55V88H53L54 89V91H56ZM68 86V85H67ZM87 86V87H88ZM123 86V85H122ZM180 86V87H181ZM19 87V86H18ZM60 87H62V85H60L59 86V88ZM91 87V86H90ZM116 87V86H115ZM120 87H121V85H120ZM168 87V86H167ZM224 87V86H223ZM5 88V87H4ZM39 87H37V89H38ZM119 88V87H118ZM174 88V87H173ZM179 88V87H178ZM1 89V88H0ZM16 89H17V87H16ZM21 89V88H20ZM52 89V90H53ZM62 89V88H61ZM104 89H105V87H104ZM103 89V90H104ZM108 89V88H107ZM112 89V88H111ZM116 89V88H115ZM164 89H166V88H164ZM180 89V88H179ZM6 91H7V89H5ZM4 90V91H5ZM18 90V89H17ZM28 90V89H27ZM33 90V89H32ZM41 90V89H40ZM68 90V89H67ZM70 90H71V88H70ZM97 90V89H96ZM102 90V91H103ZM114 90V89H113ZM112 90V91H113ZM181 90H182V88H181ZM193 90V91H192ZM236 90V89H235ZM3 91V92H4ZM16 91V90H15ZM53 91V92H54ZM99 90H97V91H94L93 90V92L92 93H94V95H95V97H89L88 96V98L86 97L85 99H86V101H90V106H89V109H87L86 108V110H90V112H91V114H92V116L93 117H96L97 116V118L98 117H102V116H99V113H100V110H99V112L97 111V110H94V108H93V106L95 105V103L97 102V97H98V95H99V92H98ZM117 91V90H116ZM115 91V92H116ZM179 91V90H178ZM20 92V91H19ZM18 92V93H19ZM40 92V91H39ZM42 92V91H41ZM44 92H46V89H44ZM49 92H51V91H49ZM48 92V93H49ZM57 92V91H56ZM56 92H55V94H56ZM60 92H61V90H60ZM65 92H68V91H66L65 90ZM101 92V91H100ZM114 92V91H113ZM47 93V94H48ZM166 93H169V91H166ZM2 94V93H1ZM0 94V96L2 97V95ZM6 94H11L10 92H6ZM13 94V93H12ZM17 94V93H16ZM22 94V93H21ZM26 94H28V96L30 97V99H34L35 98V96H36V90H33L30 94L28 93V92H26ZM40 93H38V95H39ZM61 94V93H60ZM60 94H58V95H60ZM69 94V93H68ZM71 94V93H70ZM83 94V91H82V93H81V95ZM102 94V93H101ZM115 94V93H114ZM37 95V96H38ZM49 95V94H48ZM54 95V94H53ZM110 95H111V93H110ZM109 95V96H110ZM164 95V94H163ZM162 95V96H163ZM192 95V96H191ZM229 94H224V95H219L220 97H222V96H228ZM26 96V95H25ZM50 96V95H49ZM65 96V95H64ZM70 96V95H69ZM100 96H102V99H100L101 101V103H103V104H105L108 108H109V110H104V112H103V118L102 119H100V120H97L96 122H97V124L95 125V127H97V128H99V129H101V130H103V132L102 133H104V135H103V138L101 139V144H103V147H104V152L107 154V158L108 159H110V160H112L113 161V163H114V168L112 169H109V172L110 173H108V174H110V176L112 177V181H113V183L114 184H121V183H123L122 182V180L119 178V173H123V172H126V173H128L129 172V169H130V165L132 164V163H134V161H135V159H134V157H133V155L135 154V147L134 146H136V144H137V140H136V138H134V139H131V136H128V137H126L124 140H123V143H124V145H126V147H127V149H128V151H129V154H127V156H125L124 155V153L126 152H123L122 151V149H120L118 146H115L113 143V141L111 140V138L110 137H108V140H109V138H110V140L111 141H108L107 140V137H106V135H105V130L107 131H119V130H122V129H124L123 128V126H120L119 124H116V122L115 121H107L106 119L108 118V117H110L111 115H113L114 114V111H116V110H114V107L112 106V104H111V100H109L108 98H107V95H106V93H104V95H100ZM114 96V95H113ZM123 96V95H122ZM5 97V96H4ZM3 97V98H4ZM6 97H8L9 98V96H7L6 95ZM20 97V96H19ZM124 97V96H123ZM39 98V97H38ZM62 98V97H61ZM69 98V97H68ZM80 98H82V97H80ZM99 98V97H98ZM118 98V97H117ZM155 98H152V100H148V102L149 103H143V104H140V105H136L135 107H133L135 110H138V109H146V110H148V111H151V112H153V113H155V114H158V115H162V116H164L163 117V119L162 120H158V119H156V120H153L152 122H154V124H158L159 126L158 127H160V128H153V129H151V130H148V131H151V132H154L155 133V135H156V138L154 139V140H151L150 139V137H149V140H148V143H149V145H150V149H152V151H151V153L149 154V157H147V160L150 162V164H151V167H150V169H148L149 170V172H150V174H151V179L152 180H150L149 182H147L149 179H146V177L149 175H147L146 173H144L143 171H142V169H143V167H142V164H143V162H144V158H142V159H139L140 160V162H142V164H141V167H140V171H137L136 172V183H137V185L141 182V181H143V182H146L145 184H146V186L143 188V190H144V193L143 194H147V192H148V190L149 189H151V188H155V187H157V185H159V186H162L163 187V189H162V191L157 195V203L154 205V204H152V202L150 201V200H148V201H146V202H148V204H147V209H148V214L147 215H143L144 217H143V219L142 220H144L145 221V224H147V225H149V226H152V223L154 222V221H156L157 220V218H159V216H158V214L160 215V213L161 212H163V211H165V213L168 211V210H176V211H179V215H184V221L182 222V223H180V224H165V225H170V226H176V227H187V226H189V224L194 220V218L192 217V213L194 214V213H200V214H205V216H204V218H199V221H200V225L201 226H203L204 227V229H205V231L207 230V231H209L210 232V234H209V236L208 237H202V238H200V240H196L195 242H194V245H193V240H190L189 241V244H190V246H187V248L188 249H190L187 253H185V254H182L181 253V248H180V243H179V241H178V239H176V237L174 238V237H172V234H171V236L169 235V234H166L165 232H163V239H164V241L166 242L165 244H167L168 246L169 245H174L173 247H171V249H170V251H172L173 253H174V255L178 258V259H180V260H182L185 264H209V262H205V259L204 258H207V260L208 261H210L211 263L212 262H214L215 260H214V258H212V254H215V250H216V248L212 245L213 244V242H216V241H220V239L222 240V243L223 244H225V246L227 247V249H230V252H231V255L230 256H228V257H224V259H225V261H228L229 259H230V257H234L235 256V254H236V251H237V248H238V242L236 241L237 240V238L236 237H233V236H231V237H233V239L232 240H227V232H226V229H225V225L224 224H218L217 222H218V216H217V213H218V211L219 210H221V209H223V210H226V208L228 207H226L225 205H224V203L223 202H221V201H214V200H211V199H206V197H205V195L206 194H209V195H213L214 193H216V190H217V188H219L220 186H228L229 184H230V180H226V181H221V177H219L218 178V181L217 182H214V181H212V189L211 190H203L202 188H200V186L199 185H203L204 183H206V181H208V179H211L210 178V176H211V174H210V167H212V166H216V165H218V157L217 156H212V157H208V161H207V159H206V161H207V163L208 164H210V166H209V168H207V167H202L201 169H199V170H196L200 165H202V163H203V160L205 159V157H206V151L203 149V145L202 144H199V142H197V141H194V144H193V148L192 149H187L186 151H171L170 150V148H171V145H172V142L174 141V139L173 138H168V139H166V138H164L162 135H160L159 134V132L160 131H164V128H163V125H165V124H167V118H168V116H169V114H170V112H173V113H177V111L175 110L174 111V109L171 107V106H167V104H165L164 105V103L163 102H161V101H158V102H155L156 101V99ZM170 98V97H169ZM172 98V97H171ZM13 99V98H12ZM18 99V98H17ZM30 99L28 100V101H30ZM45 99V98H44ZM66 99V98H65ZM64 99V100H65ZM70 100H71V98H69ZM69 99H68V101H69ZM147 99V98H146ZM173 99V98H172ZM235 99V98H234ZM2 100H4V99H2ZM16 101V100H15ZM59 101H61L60 99H59ZM67 101V100H66ZM84 101V100H83ZM98 101H99V99H98ZM167 101V100H166ZM2 102V101H1ZM3 102H5V101H3ZM33 102V101H32ZM31 102V103H32ZM34 102H35V100H34ZM72 102V101H71ZM75 102V101H74ZM197 102V101H196ZM13 103H14V101H13ZM26 103V102H25ZM70 103V102H69ZM137 103V102H136ZM135 103V104H136ZM211 103V102H210ZM61 104V106H62V103H60ZM68 104V103H67ZM67 104H65V105H67ZM87 104V103H86ZM102 104V105H103ZM114 104V103H113ZM169 104H170V102H169ZM207 104V103H206ZM6 105H7V103H6ZM5 105V106H6ZM19 105V104H18ZM22 105V104H21ZM64 105V104H63ZM72 106L74 105V104H71ZM100 105V104H99ZM127 105V104H126ZM17 106V105H16ZM75 106V105H74ZM77 106V105H76ZM84 106H86V105H84ZM4 107V106H3ZM7 107V106H6ZM18 107V106H17ZM52 107V106H51ZM100 107V106H99ZM126 107V106H125ZM128 107V106H127ZM131 107H132V105H131ZM64 108H65V106H64ZM68 108V107H67ZM116 108H118L117 106H116ZM221 107H218L217 108V110H219ZM19 109V108H18ZM54 109V108H53ZM132 108H130V110H131ZM214 109H216V108H214ZM5 110H7L5 113H6V116H8L9 117V114H10V112H11V110L10 109H5ZM14 110H16V108L14 109ZM133 110V109H132ZM19 111V110H18ZM21 111V110H20ZM22 111H24V110H22ZM50 111H51V109H50ZM65 111H66V109H65ZM142 111V110H141ZM263 111V110H262ZM127 112V111H126ZM220 112V111H219ZM0 113H1V110H0ZM14 113V112H13ZM16 113H18V112H16ZM23 113V112H22ZM55 113V112H54ZM124 113H125V111H124ZM128 113V112H127ZM228 113V112H227ZM227 113H222V115H225V116H227ZM21 114V113H20ZM68 114V113H67ZM131 114V113H130ZM2 114H0V116H1ZM16 115V114H15ZM23 115V114H22ZM65 115V114H64ZM100 115H101V113H100ZM116 115V114H115ZM129 115V114H128ZM203 115V114H202ZM258 115V114H257ZM18 116V115H17ZM117 116V115H116ZM119 116V115H118ZM123 116V115H122ZM131 116V115H130ZM185 116V115H184ZM23 117V116H22ZM30 117V116H29ZM112 117V116H111ZM132 117V116H131ZM174 117H177V116H174ZM259 117V116H258ZM23 118H25V117H23ZM116 118V117H115ZM183 118V117H182ZM225 118V117H224ZM257 118V117H256ZM6 119V118H5ZM14 119V118H13ZM21 119V118H20ZM30 119V118H29ZM56 119V118H55ZM69 119V118H68ZM114 119V118H113ZM118 119V118H117ZM120 119V118H119ZM123 119V118H122ZM226 119V118H225ZM240 119H241V117H240ZM252 119H254V118H252ZM264 119V118H263ZM7 120V119H6ZM28 120V119H27ZM52 120V119H51ZM65 120V119H64ZM63 120V121H64ZM67 120V119H66ZM71 120V119H70ZM73 120V119H72ZM109 120V119H108ZM124 120V119H123ZM131 120V119H130ZM185 120V119H184ZM11 121H13V120H11ZM30 122H31V120H29ZM132 121V120H131ZM255 121V120H254ZM9 122V121H8ZM24 122V121H23ZM29 122V123H30ZM41 122V121H40ZM52 122H53V120H52ZM59 122V121H58ZM72 122V121H71ZM95 122V121H94ZM126 122V121H125ZM133 122V121H132ZM164 122V123H163ZM219 122V121H218ZM226 122L228 123V129L229 130H231V131H236V130H238V127H239V124L238 123H231L228 119H226ZM19 123H20V120H19ZM87 123V122H86ZM89 123V122H88ZM252 123V122H251ZM256 123H257V120H256ZM263 123V122H262ZM34 124H35V122H34ZM38 124V123H37ZM45 124H46V122H45ZM90 124V123H89ZM161 124H163V125H161ZM185 124V123H184ZM212 124H213V122H212ZM20 125V126H19ZM18 126L16 125V126H14L13 127V125H11V124H8V126H6V128H5V131H6V135H7V137L6 138H4V136H2V135H0V157L2 158V159H0V181L3 179V178H5V174H7V173H9V179H10V183H9V186L8 187H6L5 186V184L3 183V182H0V228H2L3 226H5V224H7L8 223V225L10 226V224L12 223V222H17L19 219H17V218H19L20 216H18V215H16V213H12L13 211H16V212H18V213H20V215H21V218L23 219L24 217H25V215L27 214V212L31 215V218H32V220L34 221L36 218H38V219H40V218H43L42 220H40V222L42 221V223L41 224H36V223H31V225H30V231L32 232V231H34V232H36V234H35V236L34 237H32V234H30L31 232L30 231H28V232H26L25 230H21V227H20V225H18V226H16V227H9L8 229V231H7V234H9L10 236H11V238L13 239V241H15V240H17V239H19L20 240V244H19V246L18 247H16V249H14L13 251H11V255L12 256H15L14 254H16V256L17 257H19V259H20V264H27V262H23V260H21V259H27V260H29V262H28V264H36V259H37V256L36 255H34V254H31V251H30V249H28V247H26V244L27 243H29L30 241H33L36 245H40L41 246V248H42V246H43V241H42V236L43 235H45L49 230H48V228H47V225H49V224H51V222H49V220L48 219H46V218H44L45 217V215H44V211L45 210H53L54 212H55V217H56V219L58 220V222L60 221V222H66L67 220H66V217L64 216V214H63V211H62V209L60 208V207H58L57 205H56V202H58L57 201V199H58V197H59V194L61 193V192H59V190H57V188L55 189L54 188V190L51 192V193H49L48 195H44L43 194V197L41 196V198L39 199V201L37 202V203H34L33 204V207H30L27 203H26V201H27V196H28V194H29V191H23V186L22 187H20L17 183H16V176H17V171H16V165H19V167H20V164H23V165H25V164H28V162L26 161V157H25V154H24V148H26V146L28 145V130H29V124H28V122L26 123H22V124H19ZM42 125V124H41ZM41 125H36L35 126V128L37 129V131L39 130V132H40V126ZM62 125H64V124H62ZM67 125V124H66ZM83 125H85V123L83 124ZM93 125H94V123H93ZM259 125V124H258ZM55 126V125H54ZM87 126V125H86ZM113 126V127H112ZM172 126V125H171ZM218 126V125H217ZM224 126H226V125H224ZM2 127H4V121H0V130H1V128ZM83 127V126H82ZM157 127V126H156ZM179 127V126H178ZM200 127V126H199ZM199 127H197L198 129L197 130H199ZM205 127V126H204ZM43 128V127H42ZM48 128H49V123H48ZM162 128V129H161ZM46 129V128H45ZM84 129V128H83ZM95 129V128H94ZM128 129V131H130V130H132L131 128H127ZM210 129V128H209ZM209 129H206V130H209ZM218 129V128H217ZM224 129V128H223ZM35 130V129H34ZM42 130V129H41ZM64 130V129H63ZM82 130V129H81ZM90 130V129H89ZM178 130V129H177ZM225 130V129H224ZM252 130V129H251ZM36 131V130H35ZM43 131V130H42ZM77 131V130H76ZM83 131V130H82ZM100 131V130H99ZM128 131H126L127 133H128ZM250 131V130H249ZM44 132V131H43ZM69 132V131H68ZM67 132V133H68ZM123 132V131H122ZM230 132V131H229ZM1 133V132H0ZM33 133V132H32ZM54 133V132H53ZM72 133H74V132H72ZM79 133V132H78ZM77 133V134H78ZM90 133V132H89ZM96 133H98V132H96ZM176 137H177V140L178 139H180L181 138V134H179V133H175V132H172ZM225 133H227V132H225ZM237 133V132H236ZM253 133V132H252ZM34 134V133H33ZM35 134H36V132H35ZM38 134V133H37ZM44 134V133H43ZM64 134V133H63ZM112 134H114V133H112ZM116 134L118 135L119 133H117L116 132ZM172 134V135H173ZM204 134V133H203ZM206 134H207V132H206ZM30 135V134H29ZM39 135H40V133H39ZM65 135V134H64ZM63 135V136H64ZM117 135H114V136H117ZM125 135V134H124ZM173 135V136H174ZM233 135V134H232ZM250 135H252V134H250ZM254 135V134H253ZM252 135V136H253ZM33 136V135H32ZM45 135H43V137H44ZM69 136V135H68ZM72 136V135H71ZM77 135H75V137H76ZM81 136V135H80ZM85 136V135H84ZM87 136V135H86ZM135 136H137V135H135ZM139 136V135H138ZM143 136V135H142ZM148 136V135H147ZM235 136V135H234ZM249 136V135H248ZM40 137V136H39ZM70 137V136H69ZM88 137V136H87ZM95 137H96V135H95ZM190 137H191V139H194V136H193V134L191 133L190 134ZM189 137V138H190ZM205 137H206V135H205ZM250 137V136H249ZM249 137H247V138H249ZM4 138V139H3ZM42 138V137H41ZM79 138V137H78ZM81 138V137H80ZM83 138V137H82ZM113 138V137H112ZM215 138V137H214ZM222 138H223V136H222ZM19 139H21L22 140V148H21V150H20V152H19V155H17L18 153H17V148H16V141H18ZM71 139V138H70ZM85 139V138H84ZM97 139H99V138H97ZM198 139H201V138H199L198 137ZM218 139V138H217ZM40 140V139H39ZM79 140H81V139H79ZM89 140H90V142L92 141L90 138H89ZM146 140V139H145ZM202 140V139H201ZM219 140V139H218ZM232 140V139H231ZM42 141V140H41ZM74 141V143H76L75 141V139L73 140ZM147 141V140H146ZM200 141V140H199ZM223 141H224V143H222V144H224V147H225V150L223 151V154H226V153H229L230 154V156H232V155H234V154H232V149L233 148H231V144H229L228 143V139H227V137L226 136H224V138H223ZM21 142V141H20ZM35 142V141H34ZM43 142V141H42ZM84 142V141H83ZM117 142H118V140H117ZM120 142V141H119ZM122 142V141H121ZM143 142V141H142ZM185 142V141H184ZM213 142V141H212ZM68 139H67V137H65L64 138V150H65V147H69L68 146ZM79 143H81L82 144V142H79ZM98 143V142H97ZM115 143H116V141H115ZM138 143H139V141H138ZM189 143H190V140H189ZM240 143V142H239ZM20 144V145H21ZM36 144V143H35ZM48 144V143H47ZM81 144L80 145H77V146H81ZM145 144V143H144ZM186 144V143H185ZM205 144V143H204ZM18 145H19V143H18ZM40 145H42V144H40ZM52 145H54V144H52ZM83 145V144H82ZM246 145V144H245ZM256 145H257V143H256ZM36 146V145H35ZM43 146V145H42ZM77 146H75V147H77ZM90 146H91V144H90ZM96 146V145H95ZM144 146V145H143ZM213 146V145H212ZM21 147V146H20ZM40 147V146H39ZM44 147V146H43ZM52 147V146H51ZM186 147V146H185ZM216 147V146H215ZM214 147V148H215ZM233 147V146H232ZM243 148H244V146H242ZM32 148V147H31ZM38 148V147H37ZM36 148V149H37ZM125 148V147H124ZM180 148V147H179ZM188 148V147H187ZM213 148V149H214ZM252 148V144H249V149H251ZM29 149V148H28ZM55 149V148H54ZM57 149V148H56ZM79 149V148H78ZM91 149H93V148H91ZM102 149V148H101ZM100 149V150H101ZM126 149V148H125ZM137 149H139V148H137ZM173 149V148H172ZM216 149V148H215ZM30 150V149H29ZM42 150V149H41ZM45 150H46V148H45ZM53 149H51V151H52ZM64 150H62V152L64 151ZM66 150H67V148H66ZM69 150H70V148H69ZM88 150V149H87ZM99 150V151H100ZM103 150V149H102ZM203 150V151H202ZM242 150V149H241ZM50 151V152H51ZM68 151V150H67ZM89 151V150H88ZM148 151V150H147ZM209 151V150H208ZM248 152H249V150H247ZM28 152V151H27ZM31 152V151H30ZM40 152V151H39ZM38 152V153H39ZM54 152V151H53ZM57 152V151H56ZM84 152V151H83ZM103 152V153H104ZM17 153V154H16ZM29 153V152H28ZM35 153V152H34ZM55 153V152H54ZM61 153V152H60ZM75 153V152H74ZM77 153V152H76ZM97 153V152H96ZM99 153H101V152H99ZM141 153V152H140ZM160 153H165V155L168 157V160H160V158H159V154ZM208 153V152H207ZM249 153H251V152H249ZM257 153V152H256ZM261 153V152H260ZM259 153V154H260ZM37 154V153H36ZM41 154V153H40ZM51 154V153H50ZM49 154V155H50ZM62 154V153H61ZM95 154V153H94ZM126 154V153H125ZM139 154V153H138ZM32 155V154H31ZM33 155H35V154H33ZM55 155V154H54ZM137 155V154H136ZM140 155V154H139ZM222 155V154H221ZM39 156V155H38ZM56 156V155H55ZM57 156H59L58 155V153H57ZM65 156V155H64ZM84 156H85V154H84ZM88 156V155H87ZM92 156V155H91ZM97 156V155H96ZM104 156V155H103ZM106 156V155H105ZM142 156V155H141ZM223 156V155H222ZM228 156V155H227ZM35 157H36V155H35ZM124 157H125V159H124ZM137 157V156H136ZM162 157H164V156H162ZM226 157V156H225ZM232 157H234V156H232ZM257 157H258V155H257ZM39 158V157H38ZM52 158V157H51ZM55 158V157H54ZM63 158V157H62ZM141 158V157H140ZM231 158V157H230ZM238 158H239V156H238ZM30 159V158H29ZM103 159V158H102ZM226 159V158H225ZM229 159V158H228ZM227 159V160H228ZM243 159V158H242ZM42 160V159H41ZM66 160H67V158H66ZM104 160V159H103ZM138 160V159H137ZM226 160V161H227ZM48 161H50V160H48ZM52 161H54V160H52ZM58 161H59V159H58ZM146 161V160H145ZM172 162L173 163V165H171V169H168V164H169V162ZM253 161V160H252ZM39 162H40V160H39ZM55 162V161H54ZM62 162H63V160H62ZM66 161L64 160V163H65ZM103 162H105V161H103ZM228 163L230 162V159L227 161ZM244 162V161H243ZM34 163H35V161H34ZM59 163V162H58ZM63 163V164H64ZM102 163V162H101ZM139 163V162H138ZM161 164L162 165V168L160 169V167H159V165L158 164ZM239 163H240V161H239ZM6 164V165H5ZM38 164V163H37ZM61 164V163H60ZM104 164V163H103ZM102 164V165H103ZM146 164V163H145ZM236 164V163H235ZM73 165H74V163H73ZM105 165V164H104ZM147 165V164H146ZM170 165V164H169ZM180 165V166H179ZM225 165V164H224ZM245 165V164H244ZM27 166V165H26ZM45 166V165H44ZM76 166V165H75ZM86 166V165H85ZM137 166V165H136ZM204 166V165H203ZM228 166V165H227ZM241 166V165H240ZM250 166H251V164H250ZM47 167L48 168H51V169H54L55 167L54 166H50V165H48L47 164ZM70 166H68V168H69ZM105 167V166H104ZM146 167V166H145ZM220 167V166H219ZM234 167V166H233ZM238 167H239V165H238ZM245 167H246V165H245ZM248 167V166H247ZM42 168V165H41V167H40V169ZM103 168V167H102ZM173 168H175L176 169V172L178 173V175L179 176H185V175H187V177H191L194 173L196 174V178H195V180H193V182L195 181L196 182V184H197V186H196V188L194 189L192 186V189H193V192H192V196H191V198H192V200H189L187 197H186V193H185V191H184V189H186L187 188V186L184 184V183H180V184H178V183H176V178H174V177H169V175H171L172 176V170H173ZM229 168V167H228ZM236 168V167H235ZM243 168H244V166H243ZM242 168V169H243ZM17 169H18V167H17ZM23 169H24V167H23ZM47 169V168H46ZM61 169V168H60ZM76 169V168H75ZM104 169V168H103ZM224 169H225V167H224ZM223 169V170H224ZM246 169V168H245ZM36 170H37V168H36ZM58 170V169H57ZM81 170V169H80ZM83 170V169H82ZM81 170V171H82ZM87 170V169H86ZM217 170V169H216ZM223 170H221V171H223ZM227 170V169H226ZM230 170V169H229ZM233 170V169H232ZM249 170V169H248ZM31 171V170H30ZM38 171V170H37ZM79 171V170H78ZM174 171V170H173ZM218 171V170H217ZM235 171V170H234ZM22 172H23V170H22ZM45 172V171H44ZM55 173H56V171H54ZM54 172H52V173H54ZM66 172H67V170H66ZM214 172V171H213ZM229 172H231V171H229ZM27 173V171H24L23 172V174L25 175ZM35 173V172H34ZM52 173H50V174H52ZM64 173V172H63ZM69 173V172H68ZM85 173V172H84ZM84 173H82V175L84 174ZM93 173V172H92ZM227 173V172H226ZM232 173V172H231ZM98 174V173H97ZM251 174V173H250ZM8 175V174H7ZM80 175V174H79ZM87 175H89L88 173H87ZM87 175H85V176H87ZM106 175V174H105ZM132 176H133V174H131ZM229 175V174H228ZM231 175V174H230ZM229 175V176H230ZM61 176V175H60ZM84 176V177H85ZM95 176H96V174H95ZM165 177V179L167 180L166 182H163V180H162V178L161 177ZM215 176V175H214ZM232 176H233V174H232ZM238 176V175H237ZM251 176V175H250ZM43 177V176H42ZM49 177V176H48ZM51 177V176H50ZM90 177H91V174H90ZM131 177V176H130ZM129 177V178H130ZM178 177V176H177ZM186 177V176H185ZM187 177H186V180H187ZM217 177H218V175H217ZM227 177V176H226ZM235 177V176H234ZM45 178V177H44ZM80 178V177H79ZM82 178V177H81ZM88 180H89V177L87 176L86 177ZM85 178V179H86ZM92 178V177H91ZM97 178H98V176H97ZM103 178V177H102ZM108 178V177H107ZM110 178V177H109ZM133 178V177H132ZM149 178V177H148ZM213 178V177H212ZM239 178V177H238ZM53 179V178H52ZM77 179H78V177H77ZM84 179V180H85ZM127 179V178H126ZM135 179V178H134ZM223 179V178H222ZM233 179V178H232ZM76 180V179H75ZM80 180V179H79ZM93 180V179H92ZM104 180V179H103ZM109 180V179H108ZM186 180H185V182H186ZM212 180V179H211ZM241 180V179H240ZM3 181V180H2ZM47 181V180H46ZM45 181V182H46ZM77 181V180H76ZM91 181V180H90ZM89 181V182H90ZM95 181H97V180H95ZM99 181V180H98ZM97 181V182H98ZM189 181V180H188ZM249 181V180H248ZM35 182V181H34ZM41 183H42V185H44V183L42 182V181H40ZM39 182V183H40ZM61 182V181H60ZM58 183V184H61V183ZM72 182V181H71ZM75 181H74V179H73V183H74ZM80 182V181H79ZM78 182V183H79ZM85 182V181H84ZM88 182V183H89ZM244 182V181H243ZM27 183V182H26ZM32 183H33V181H32ZM47 183V182H46ZM78 183H77V185H78ZM81 183V182H80ZM79 183V184H80ZM87 183V182H86ZM91 183H92V181H91ZM94 183V182H93ZM106 183V182H105ZM189 183V182H188ZM211 183V182H210ZM251 183V182H250ZM35 184V189H36V191L39 189V184H37V183H34ZM49 184H50V182H49ZM113 184V185H114ZM207 184V183H206ZM241 184H243V183H241ZM39 185V186H38ZM51 185V184H50ZM75 185V184H74ZM84 185V187H85V184H83ZM86 185H88V184H86ZM90 185V184H89ZM191 185V184H190ZM190 185H189V187H190ZM19 186V187H18ZM80 186V185H79ZM97 186H98V184H97ZM100 186V185H99ZM104 186V185H103ZM210 186V185H209ZM44 187V186H43ZM51 187V186H50ZM53 187V186H52ZM56 187V186H55ZM63 187V186H62ZM70 187H71V185H70ZM76 187V186H75ZM121 187V186H120ZM140 187V186H139ZM207 187V186H206ZM236 187H238V186H236ZM250 187V186H249ZM26 188V187H25ZM33 188H34V186H33ZM77 188V187H76ZM102 188V187H101ZM159 188V187H158ZM227 188V187H226ZM239 188H241V187H239ZM29 189H30V187H29ZM41 189V188H40ZM49 189V188H48ZM63 189H65L66 190V187L65 188H63ZM72 189V188H71ZM80 189V188H79ZM98 189V188H97ZM96 189V190H97ZM103 189V188H102ZM118 189V188H117ZM127 189H129V188H127ZM134 189H136V188H134ZM187 189H190L191 190V188H187ZM234 189H235V187H234ZM237 189V188H236ZM251 189H254L253 187H251ZM27 190H28V188H27ZM52 190V189H51ZM61 190V189H60ZM91 190H93L92 188H91ZM104 190V189H103ZM155 190V189H154ZM223 190V189H222ZM228 190V189H227ZM44 191V190H43ZM47 191V190H46ZM67 191H68V189H67ZM71 191V190H70ZM98 191V190H97ZM101 191V190H100ZM113 191V190H112ZM122 191V190H121ZM124 191V190H123ZM126 191V190H125ZM157 191V190H156ZM160 191V190H159ZM158 191V192H159ZM183 191H184V193H183ZM192 191V190H191ZM14 193L11 197H9V199H8V197H6V195H7V193ZM38 192V191H37ZM85 192H88V191H86V189H85ZM104 192V191H103ZM110 192H111V190H110ZM136 192V191H135ZM150 192H151V190H150ZM153 192V191H152ZM83 193V192H82ZM124 193V192H123ZM126 193V192H125ZM170 193H175L174 194V197H170L169 196V194ZM225 193V192H224ZM227 193V192H226ZM225 193V194H226ZM261 193V192H260ZM10 194V195H11ZM33 194V193H32ZM81 194V193H80ZM89 194V193H88ZM92 194V193H91ZM98 194H101V193H99L98 192ZM109 194V193H108ZM112 194V193H111ZM111 194H109V195H111ZM116 194V193H115ZM127 194V193H126ZM135 194V193H134ZM133 193H131V192H128V195H127V197H125L126 198V200L125 201H123L122 203L121 202H111V203H109V204H103L102 205V207L107 211V212H109L110 213V216L108 217L109 219V221H110V226H111V229H115L116 231L114 232L113 230V232H111L110 234H109V237L107 238V237H104V236H102V234H99L98 235V237L96 238L97 240H96V243H97V245H99L100 247H101V245H103L104 246V243H108V242H112V241H114V243H115V245L117 244V243H120L119 245H120V249H121V246H123V245H121V242L123 241V240H128L129 241V239H131V238H129V236L128 237H124L123 235H122V230H120V226H117V222L118 221H120L123 217H125V218H129V216H130V214H132L133 216H134V214H135V209H134V206H135V204H136V200H135V198H136V196L134 195ZM138 194H139V192H138ZM225 194H223V195H225ZM242 193L241 192H238V191H230L229 190V192H228V195L226 196V199H227V197L229 196V197H233V200H235L236 198H238L240 195H241ZM243 194H245L246 196H247V194H246V192L245 193H243ZM253 194V193H252ZM257 194V193H256ZM36 195H37V193H36ZM74 195V194H73ZM76 195H78V194H76ZM90 195V194H89ZM102 195H103V193H102ZM107 195V194H106ZM145 195H144V197H145ZM148 195H149V193H148ZM152 195H153V193H152ZM189 195V194H188ZM221 195H222V193H221ZM223 195H222V198H223ZM255 195V194H254ZM8 196V195H7ZM31 196V195H30ZM34 196H35V194H34ZM61 196L62 195H60V198H61ZM81 196H83L82 194H81ZM114 196V195H113ZM263 196V195H262ZM29 197V196H28ZM39 197V196H38ZM74 197V196H73ZM95 197V196H94ZM155 197V196H154ZM210 197V196H209ZM33 198V197H32ZM72 198V197H71ZM114 198V197H113ZM113 198H112V200H113ZM190 198V199H191ZM218 198V197H217ZM225 198V197H224ZM235 198V199H234ZM245 198V197H244ZM254 198H256V196L254 197ZM263 198H264V196H263ZM62 199V198H61ZM77 199H79V198H77ZM82 199V198H81ZM111 199V198H110ZM151 199V198H150ZM240 199H242L243 200V198H240ZM30 200V199H29ZM59 200V199H58ZM66 200V199H65ZM89 200H91V199H89ZM101 200V199H100ZM99 200V201H100ZM123 200V199H122ZM155 200V199H154ZM9 202V203H6V205H3L2 203H5V202ZM63 202H64V200H62ZM103 201V200H102ZM106 201V200H105ZM109 201V200H108ZM22 202H24L25 204H23ZM32 202V201H31ZM65 202H67V201H65ZM72 202V201H71ZM144 202V201H143ZM242 202V201H241ZM253 202V201H252ZM33 203V202H32ZM73 203V202H72ZM83 203V202H82ZM87 203V202H86ZM139 202H137V204H138ZM228 203V202H227ZM61 204V203H60ZM63 204V203H62ZM75 204H76V202H75ZM12 205H14V208L12 209L11 208V206ZM72 205V204H71ZM78 205V204H77ZM212 205H213V208H212ZM228 205V204H227ZM256 205V204H255ZM63 206V205H62ZM68 206V205H67ZM100 206V205H99ZM139 206H140V204H139ZM253 206V205H252ZM64 207V206H63ZM72 207V206H71ZM70 207V205H69V208H71ZM90 207H91V204H90ZM94 207V206H93ZM31 208H32V210L33 209H35L36 211H38L39 212V214H38V216L36 215V214H31ZM78 208L80 209V205H78ZM95 208V207H94ZM137 208V207H136ZM210 208H212L213 209V211L211 212V211H209V209ZM229 208V207H228ZM231 208H232V210H230V211H227L228 212V215L231 217V222L233 223V224H235L236 226L238 225V223H237V221H236V218H238V217H236V216H238L239 214H240V212H238L239 210L241 211V209H247V210H250V211H252V209L248 206V200L246 199V200H244L243 201V203L242 204H240V203H237V202H235L234 204H232L231 205ZM211 209V210H212ZM35 210H33V211H35ZM69 210V209H68ZM86 210V208H84V211ZM94 210V209H93ZM139 210V209H138ZM47 211V212H48ZM66 211V210H65ZM246 211V210H245ZM143 212V211H142ZM170 212H172V211H170ZM211 212V213H210ZM68 213V212H67ZM86 213V212H85ZM90 213V212H89ZM89 213H88V215H89ZM147 213V212H146ZM8 214H13L12 216H9ZM46 214V213H45ZM66 214V213H65ZM219 214V213H218ZM224 214V213H223ZM223 214H222V217H223ZM71 215V214H70ZM198 215V214H197ZM68 217V216H67ZM70 217V216H69ZM165 217V216H164ZM226 217H227V215H226ZM229 217V218H230ZM71 219L70 220H68V221H70L71 222V224H72V226L74 227V231H73V229H68L67 231H66V229H65V227H66V225L65 224H63L62 225V223H61V227H60V229L58 230V231H54V230H51V233L56 237V239L57 240H59V239H65V241H67L66 243L68 244V242H70L71 243V249H69V252H67L63 247H57L58 248V252H59V257H61L63 260H64V262L66 263V261H67V259H68V257L69 256H75V257H79L81 260L80 261H72L71 262V264H121V263H118V261H116L115 259H114V255H115V253H117V252H114L112 249H109V250H107L105 253H103V254H98L97 252H96V250L97 249H100V250H97V251H101V248L100 247H95L92 251H88L87 250V248H85L84 246H83V248H82V250H79L78 248H77V243H79V242H86L87 240H89L90 238H88V237H86L85 235H87L86 233H84L85 235H84V237L82 236V232L80 233V229L79 230H77V228H78V225L80 224V226H82V225H84L85 223H90V219L88 220H85V221H83V222H79L78 223V219H79V216L78 215H75V216H73V215H71V217H70ZM163 218V217H162ZM228 218V219H229ZM17 219V220H16ZM55 219V220H56ZM84 219V218H83ZM82 219V220H83ZM95 219V218H94ZM133 219H134V217H133ZM219 219H221V217H219ZM226 219V218H225ZM97 220V219H96ZM141 220V221H142ZM159 220V219H158ZM161 220H163V219H161ZM241 220V219H240ZM239 220V221H240ZM21 221H23V220H21ZM37 221V220H36ZM51 221V220H50ZM80 221V220H79ZM225 221V220H224ZM227 221V220H226ZM56 222V221H55ZM57 222V223H58ZM95 222H97V221H95ZM158 222V221H157ZM160 222V221H159ZM158 222V223H159ZM121 224V223H120ZM119 224V225H120ZM198 224V223H197ZM197 224H196V226H197ZM227 225H228V223H226ZM29 225V224H28ZM89 225V224H88ZM27 226V225H26ZM79 226V227H80ZM123 226V225H122ZM230 226V225H229ZM229 226H228V228H229ZM232 226V225H231ZM235 226V227H236ZM52 227V226H51ZM94 227H95V225H94ZM101 227V226H100ZM124 227V229H125V226H123ZM86 228H88V226H86ZM138 228H139V220L138 219H135L134 220V226H132V233H134L135 234V237H137V239H139V238H143V239H147V240H149V239H152V236L149 234V232H144V233H141V231L140 230H138ZM145 228V227H144ZM143 228V229H144ZM232 228V227H231ZM239 228V227H238ZM56 229H58V227L56 228ZM83 229V228H82ZM85 229V228H84ZM100 229H104V228H100ZM106 229H108V228H106ZM221 229H223V231H220ZM88 230V229H87ZM91 229H89V231H90ZM194 230V229H193ZM199 230V229H198ZM83 231V230H82ZM98 231V230H97ZM106 231V230H105ZM129 231V230H128ZM230 231V230H229ZM88 232V231H87ZM109 232V231H108ZM124 232H125V230H124ZM159 232V231H158ZM197 232H199V231H197ZM230 232H232V230L230 231ZM229 232V234H231ZM250 232H251V230H250ZM50 233V232H49ZM100 233H102V231L100 230ZM179 233H180V235H185V237L186 236H190V231L189 232H187V231H179ZM205 233V232H204ZM246 233V232H245ZM89 234V233H88ZM98 234V233H97ZM162 234V233H161ZM176 234V233H175ZM174 234V235H175ZM194 234V233H193ZM232 234H233V232H232ZM236 234H237V236H239V237H241V235H240V232H239V230L238 231H236ZM125 235V234H124ZM154 235V234H153ZM157 235V234H156ZM155 235V236H156ZM201 235V234H200ZM206 235V234H205ZM177 236H179L178 234H177ZM194 236V235H193ZM202 236V235H201ZM207 236V235H206ZM264 236V235H263ZM134 237V236H133ZM160 237V236H159ZM180 237V236H179ZM197 237H198V235H197ZM49 238V237H48ZM88 238V239H87ZM93 238V237H92ZM155 238V237H154ZM161 238V237H160ZM188 238V237H187ZM250 238V237H249ZM249 238H247V239H249ZM45 239H47V238H45ZM111 239V240H110ZM180 239V238H179ZM191 239H193V238H191ZM18 240V241H19ZM155 240H156V238H155ZM151 241V240H150ZM249 241H250V239H249ZM51 242H52V240H51ZM50 242V243H51ZM88 242V241H87ZM127 242V241H126ZM130 242V241H129ZM148 242V241H147ZM152 242H155V241H152ZM163 242V241H162ZM184 242V241H183ZM240 242H241V240H240ZM252 242V241H251ZM33 243V244H34ZM92 243V242H91ZM113 243V242H112ZM131 243V242H130ZM133 243H135V242H133ZM48 244V243H47ZM63 244H64V242H63ZM87 244H89V243H87ZM122 244H124V243H122ZM132 244V243H131ZM162 244V243H161ZM188 244V245H189ZM192 244V245H191ZM215 244V243H214ZM36 245H34L35 247H36ZM51 245V244H50ZM93 245V244H92ZM106 245H108V244H106ZM125 245V244H124ZM135 245H137V244H135ZM199 245H201L203 248H204V251L201 253V250H199L198 248H195V247H198ZM217 245V244H216ZM81 246V245H80ZM111 246V245H110ZM149 252H147L146 254H147V256L146 257H148L147 259H143V258H141V256H139V255H137L136 256V260L134 259V258H130V259H127L126 258V260L125 261H121L122 263H125V264H160V263H165L166 264V262H167V260H166V255L164 256V255H162V253L160 254L159 252H157V251H155L154 249H155V247L151 244V243H149ZM176 246H178L177 247V249H175L174 250V248L176 247ZM30 247V246H29ZM89 247V246H88ZM105 247V246H104ZM117 247H119V246H117ZM123 247H125V246H123ZM122 247V248H123ZM190 247V248H189ZM194 247V248H193ZM56 248V247H55ZM138 248V247H137ZM147 248V247H146ZM193 248V249H192ZM221 248H223V247H221ZM252 248V247H251ZM260 248V247H259ZM35 249V248H34ZM106 249V248H105ZM118 249V248H117ZM120 249H118V251L120 250ZM128 249H129V247H128ZM135 249H136V247H135ZM162 249V248H161ZM164 249V248H163ZM37 250V252L39 253V255H41L42 256V253H43V249H36ZM147 250V249H146ZM155 251V254H153V252H150V251ZM248 250V248H246V251ZM122 251V250H121ZM128 251V250H127ZM130 251H131V249H130ZM135 251H137V249L135 250ZM159 251V250H158ZM208 251V252H207ZM225 251V250H224ZM223 251V252H224ZM261 251V250H260ZM36 252V253H37ZM104 252V251H103ZM212 252V253H211ZM251 252V251H250ZM102 253V252H101ZM118 253H120V252H118ZM127 253V255L128 256H130V257H132L133 255H131V252H126ZM143 253H144V251H143ZM168 253V252H167ZM259 253V252H258ZM264 253V252H263ZM45 254H46V252H45ZM48 254V253H47ZM69 254V255H68ZM71 254V255H70ZM121 254V253H120ZM119 254V256H121ZM135 254H136V252H135ZM134 254V255H135ZM165 254V253H164ZM169 254V253H168ZM225 254H226V252H225ZM251 254V253H250ZM44 255V254H43ZM170 255V254H169ZM208 255V256H207ZM68 256V257H67ZM95 256V257H94ZM125 256V255H124ZM123 256V257H124ZM251 256V255H250ZM252 256H253V253H252ZM145 257V258H146ZM263 257V256H262ZM49 258H51V257H49ZM56 258V257H55ZM77 258H75V259H77ZM94 258L95 259H97V262L95 261L94 262ZM168 258V257H167ZM218 258L219 259H222L223 257H222V255H218ZM59 259V258H58ZM177 259V260H178ZM240 259V258H239ZM242 259V262L240 261V263L239 264H260L261 263V257L260 256H256L254 259H250V257L249 256H245V257H243V258H241ZM262 259H264V258H262ZM39 260V259H38ZM69 260H70V258H69ZM118 260H119V258H118ZM122 260V259H121ZM254 260H255V263H254ZM51 261V260H50ZM148 261V262H147ZM169 261V260H168ZM170 261H172V259H170ZM237 261V260H236ZM23 262V263H22ZM40 262L41 263H43V260H42V258H40ZM144 262H146V263H144ZM173 262V261H172ZM177 262V261H176ZM63 263V262H62ZM221 263V262H220ZM47 264H48V262H47ZM64 264V263H63ZM67 264V263H66Z\"/></svg>",
    "mask_w": 264,
    "mask_h": 264
}]
</instances>
